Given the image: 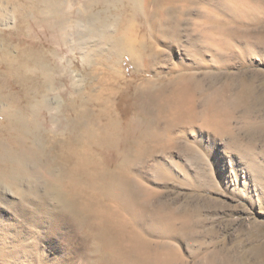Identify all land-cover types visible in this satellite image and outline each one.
Instances as JSON below:
<instances>
[{"label": "rangeland", "instance_id": "1", "mask_svg": "<svg viewBox=\"0 0 264 264\" xmlns=\"http://www.w3.org/2000/svg\"><path fill=\"white\" fill-rule=\"evenodd\" d=\"M260 1L261 6L245 17L229 0H194L185 16L174 12L175 28H153L151 36L140 29L139 22H125L118 30L135 46L140 41L148 49L149 56L138 54L137 62L125 52H113L112 43L89 39L83 30L72 37L81 49L53 46L62 52L57 61L64 66L68 83L45 88L43 93L51 103L48 127L61 136L59 110L66 97L76 96L69 94L70 89L84 93L92 89L95 95L103 92L95 108L121 107L117 110L122 114L148 86L169 84L172 90V84L187 75L192 88H199L196 121H185L173 131H167V121H161L159 131L172 146L152 157H140L131 168L132 176L151 188L155 204L164 202L188 217L187 227L179 222L175 237L167 241L189 264H195L196 255L204 258L210 253L217 254L221 264H257L253 250L264 249V0ZM6 2L0 0V56L7 51L16 55L23 39L18 34L20 23L14 19L15 7ZM68 8L66 4L64 9ZM76 9L69 8L73 16ZM151 10L156 12V7ZM204 13L211 14L213 22L204 21ZM121 14L112 12L111 21L127 19ZM154 15L150 20L156 26L161 18ZM215 18L221 19L222 34L215 31ZM146 101L151 102L154 114L157 105L164 104L154 97ZM212 104H221L232 113L230 131L216 130L204 120L203 113ZM41 182L37 179L26 185L34 194L30 200L0 185V264L93 263L86 232Z\"/></svg>", "mask_w": 264, "mask_h": 264}, {"label": "bare ground", "instance_id": "2", "mask_svg": "<svg viewBox=\"0 0 264 264\" xmlns=\"http://www.w3.org/2000/svg\"><path fill=\"white\" fill-rule=\"evenodd\" d=\"M6 1L15 7L14 19L20 23L18 34L23 39L16 47V55L5 50L0 56V185L9 186L13 191L8 190L15 191L19 198L30 200L32 188L26 185L42 179L48 193L75 218L91 240L94 260L90 264H189L167 241L175 237L179 222L182 228L187 227L188 217H181L164 202L155 204L151 188L132 176L131 168L140 157H152L172 146L159 131L161 121H167V131L185 121H196L199 88H192V78L180 76L173 81L172 90L169 84L144 88L137 103L122 114L117 110L121 107L95 108L102 101L103 92L95 95L92 89L87 93L70 89L69 94L76 96L66 97L58 114L59 129L65 137L48 127L51 103L43 92L45 88L68 83L63 76L64 66L57 61L62 52L53 50L54 45H69L75 51L79 47L72 37L80 36L83 30L89 39L98 37L106 44L112 43L113 52H125L137 62L138 54L147 55V48L140 41L135 46L118 29L136 21L147 36L153 34V28L165 27L166 31L176 26L172 22L174 12L185 16L194 0ZM229 2L245 17L261 6L260 0ZM66 4L70 9L77 8L74 16L69 8L64 9ZM150 7H156V12L151 11L161 18L159 25L151 24ZM116 11L127 19L119 16L121 22L113 19V23L110 15ZM203 18L209 22L213 16L204 13ZM215 21L216 33L222 34L221 19ZM151 97L164 101L157 105L156 114L150 111L151 102L146 101ZM223 107L209 105L203 118L214 129L227 132L233 117ZM255 144L256 141L251 149ZM147 234L162 240L149 239ZM253 255L257 264H264V249L253 250ZM196 259L195 264H221L215 253L204 258L196 255Z\"/></svg>", "mask_w": 264, "mask_h": 264}]
</instances>
